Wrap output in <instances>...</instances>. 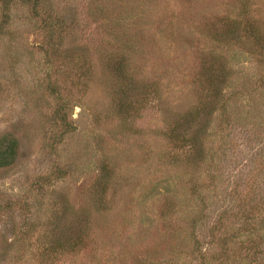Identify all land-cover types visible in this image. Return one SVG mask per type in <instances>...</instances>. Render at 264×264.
Masks as SVG:
<instances>
[{
    "label": "rangeland",
    "instance_id": "374dc122",
    "mask_svg": "<svg viewBox=\"0 0 264 264\" xmlns=\"http://www.w3.org/2000/svg\"><path fill=\"white\" fill-rule=\"evenodd\" d=\"M239 14L264 28V0L0 2V137L19 145L0 169V264H165L170 233L175 243L191 231L196 207L186 202L199 201L182 192L193 185L200 194L205 187L206 217L193 229L210 240L204 264H264V49L213 37L232 20L241 28L249 17ZM123 56L134 91L114 76ZM211 56L230 69L232 121L211 139L213 147L226 140L227 150L209 179L185 170L183 149L164 133L198 103L195 78ZM165 201L170 227L158 220ZM87 225L77 251L40 255ZM170 264L199 263L186 254Z\"/></svg>",
    "mask_w": 264,
    "mask_h": 264
},
{
    "label": "trees",
    "instance_id": "16d2710c",
    "mask_svg": "<svg viewBox=\"0 0 264 264\" xmlns=\"http://www.w3.org/2000/svg\"><path fill=\"white\" fill-rule=\"evenodd\" d=\"M13 0H0V2L7 6ZM26 2H32V7H36L38 5L39 0H25ZM249 17L246 21H244L243 26L239 27L238 21H229L227 28L224 30L223 35L216 36L213 33V37L221 42L229 43L231 40L235 39L237 43H239L243 37L248 39L251 43V47H262L264 49V28L262 26H256V24L252 21L256 20L253 16H247L246 14H239L238 18L242 21L244 17ZM243 17V18H242ZM225 25H226V19ZM251 20V21H250ZM249 44V45H250ZM248 45V44H247ZM246 46V45H245ZM253 47V48H255ZM213 57V58H212ZM126 58L121 57V60L118 62L116 67V72L114 73L115 78H119L118 81L125 82L124 88L130 84V90L134 91V81L132 78L128 76V69L126 68ZM217 64H219L217 66ZM201 74L196 76L195 78V88L198 92V103L188 109V111L184 113L175 114L174 119L170 123V128L167 129L164 133L165 138L169 141L173 146L178 145L179 148H182L186 158L184 159L185 170L188 172H193L200 177L202 174H206L209 179H212L215 172V169L224 168V164L220 163L221 155L225 153L227 150L226 140L220 144V146L213 147L210 144H214L211 139L214 137L221 138L220 134H223L228 128L229 123L232 121L231 113L227 112L228 110V96H225L224 88L228 81L230 80V69L228 66L221 61V58L216 59L214 56H211L210 59H206L201 64ZM86 73V72H85ZM79 75L83 77V86L87 85L90 82L88 79L91 75ZM155 92L157 89V84L154 83ZM152 84H148L145 86V89H151ZM124 92V91H123ZM139 102V101H138ZM128 104L120 105L118 108V114L121 115L123 121H127L125 118L132 108L127 107ZM60 113V110L58 111ZM132 115V111L129 114V117ZM18 141L13 138L11 135H3L0 137V169L8 167L12 165L18 154ZM179 159V158H178ZM176 161V158L174 159ZM176 163V162H175ZM112 163H108L107 165H102L101 173L103 178V184L106 186L109 184L110 174L112 172ZM195 175V176H196ZM196 185L193 186H185L183 195H188L189 200H193L194 202L199 201V203H192V207L188 205L187 208L196 207L193 211V216L187 220L188 226H190L191 231L186 233V235H182L179 241L173 243L172 239L175 240L177 237V231L175 230L173 235L170 233V244L169 253L171 255L170 260L166 263H180L182 258L185 255H192L193 258L197 260L199 264H204L205 254L203 251L207 250V246L210 245L209 241L203 243L201 241L195 231L193 229L201 223V221L206 217L205 216V199H204V191L198 192ZM106 189V188H105ZM104 187H101V190H105ZM177 193V192H176ZM200 194V195H199ZM166 201H172L166 199ZM164 202L163 209L160 211V216L158 220H162L168 227L172 225L170 218V213L173 210L172 203ZM110 201H98L100 211H106L109 209ZM204 220L202 223H205ZM153 223V221H150ZM212 226L207 230V236L212 238ZM55 231H61V227L59 224L55 223L54 225ZM90 227L87 225L86 228L78 229V233L65 237H56L54 241L50 242L49 245L43 246V249L40 252L42 256H49L45 253H54L58 254L65 251L75 252L79 247H83L85 244V240L90 234ZM63 238V239H62ZM184 256V257H183ZM51 257V256H50ZM150 258V257H149ZM207 260V259H206ZM138 264H157L155 261H150V259L138 260ZM163 263V261H162ZM165 263V264H166Z\"/></svg>",
    "mask_w": 264,
    "mask_h": 264
}]
</instances>
